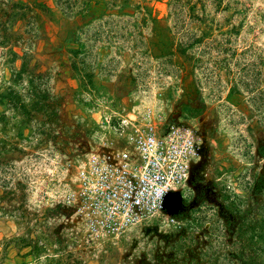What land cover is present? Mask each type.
<instances>
[{
	"label": "rangeland",
	"instance_id": "1",
	"mask_svg": "<svg viewBox=\"0 0 264 264\" xmlns=\"http://www.w3.org/2000/svg\"><path fill=\"white\" fill-rule=\"evenodd\" d=\"M150 121L199 157L94 229L79 170ZM0 264H264V0H0Z\"/></svg>",
	"mask_w": 264,
	"mask_h": 264
},
{
	"label": "built area",
	"instance_id": "2",
	"mask_svg": "<svg viewBox=\"0 0 264 264\" xmlns=\"http://www.w3.org/2000/svg\"><path fill=\"white\" fill-rule=\"evenodd\" d=\"M192 123L147 122L122 144L92 153L77 174L72 200L94 229L120 232L164 206L200 155Z\"/></svg>",
	"mask_w": 264,
	"mask_h": 264
},
{
	"label": "water",
	"instance_id": "3",
	"mask_svg": "<svg viewBox=\"0 0 264 264\" xmlns=\"http://www.w3.org/2000/svg\"><path fill=\"white\" fill-rule=\"evenodd\" d=\"M174 193V191L173 192H171L165 199H167V202L166 201H164V205H168L169 203L171 204V202L169 201V200H171V194H173Z\"/></svg>",
	"mask_w": 264,
	"mask_h": 264
},
{
	"label": "bare ground",
	"instance_id": "4",
	"mask_svg": "<svg viewBox=\"0 0 264 264\" xmlns=\"http://www.w3.org/2000/svg\"><path fill=\"white\" fill-rule=\"evenodd\" d=\"M165 201L167 202V199H165ZM170 201V200H169Z\"/></svg>",
	"mask_w": 264,
	"mask_h": 264
}]
</instances>
